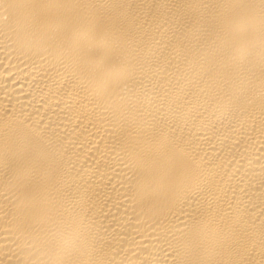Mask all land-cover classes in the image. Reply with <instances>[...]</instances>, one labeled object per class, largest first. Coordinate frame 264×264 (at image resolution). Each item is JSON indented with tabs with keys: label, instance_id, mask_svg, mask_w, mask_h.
<instances>
[{
	"label": "bare ground",
	"instance_id": "bare-ground-1",
	"mask_svg": "<svg viewBox=\"0 0 264 264\" xmlns=\"http://www.w3.org/2000/svg\"><path fill=\"white\" fill-rule=\"evenodd\" d=\"M0 264H264V0H0Z\"/></svg>",
	"mask_w": 264,
	"mask_h": 264
}]
</instances>
